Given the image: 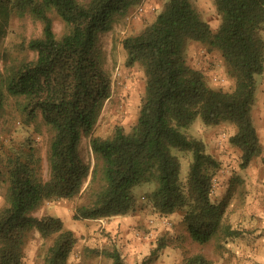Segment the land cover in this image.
Wrapping results in <instances>:
<instances>
[{
	"label": "trees",
	"instance_id": "16d2710c",
	"mask_svg": "<svg viewBox=\"0 0 264 264\" xmlns=\"http://www.w3.org/2000/svg\"><path fill=\"white\" fill-rule=\"evenodd\" d=\"M141 1L0 0V112L7 98H16L26 119L39 116L52 131L46 175L30 145L9 147L0 155V180L6 183L0 264L20 263L31 230L49 240L42 264H66L76 242L73 232L59 217L34 212L46 201L79 197L75 219L127 215L139 205L132 188L141 183L149 187L141 208L161 218L180 210L193 241L241 236L222 220L223 204L210 197L217 160L203 140L181 129L197 116L206 125L233 126L227 141L240 151V169L261 154L250 111L264 60V0H212L219 18L215 29L191 0H165L151 21L121 39L125 65L139 67L144 77L136 118L127 129L116 124L111 133L99 136L95 125L111 92L99 39ZM53 14L62 23L60 33ZM25 17L38 22L40 32L21 36L13 44L18 56L10 57L4 45L7 29L12 19ZM189 42L220 55L229 88L207 83L204 72L187 59ZM83 138L88 159L81 151ZM172 148L191 152L185 180L179 179L180 163ZM89 251L108 258L109 264H126L114 245ZM181 264L210 260L197 253Z\"/></svg>",
	"mask_w": 264,
	"mask_h": 264
},
{
	"label": "rangeland",
	"instance_id": "374dc122",
	"mask_svg": "<svg viewBox=\"0 0 264 264\" xmlns=\"http://www.w3.org/2000/svg\"><path fill=\"white\" fill-rule=\"evenodd\" d=\"M164 1L144 0L147 9L144 10L143 15L128 17L134 7L127 16L114 22L109 31L101 34L99 47L103 65L111 76V92L97 119L94 131L96 135L105 136L111 133L116 124L127 129L135 120L139 99L144 89V77L139 67L125 65V51L122 48L121 39L127 34L138 32L145 23L151 21L162 8ZM191 1L201 18L205 19L208 13H215L214 5L211 10L206 11L198 8L194 1ZM53 21L55 31L60 33L62 23L55 14H53ZM7 30L4 45L6 44L9 48V56L16 57L18 51L13 44L15 45L21 36L29 37L39 34L40 25L29 17L14 18ZM186 56L193 66L204 72L209 85L230 87L231 80L225 75L217 52H207L200 43L189 42ZM219 125L221 129L216 133H220L223 139L221 153L227 156L219 158V164L212 177L215 178V183L210 197L213 202L223 204L222 220L229 223L232 228L239 229L240 237L226 240L214 237L204 244L193 241L182 222L180 210L171 216L164 217L167 221L164 223L163 218L155 216L147 207L141 208L145 202L143 197L145 191L149 189L148 185L141 183L132 188V193L139 199L138 207L133 212L123 215V221L114 220L112 224H108L111 221L110 218L107 219L108 223L73 218L74 205L79 201V197L72 200L46 201L34 212L36 216L59 217L64 227L73 232L76 242L68 254L66 264H109L108 258L91 253L89 248H111L113 245L120 250L126 264H139L143 261L145 264H181L184 257L197 253L209 259L210 264H263L264 200H259L258 197H264V181L258 177L252 178L251 174L254 173L260 178L264 177V160L260 162L262 171L256 169L259 163L240 169L239 155L234 150L230 151V147L226 145L233 126L226 123ZM211 126L214 125L204 124L197 116L181 130L205 142L208 138L207 129ZM51 134V129L39 116L32 120L26 119L21 111L19 100L7 98L0 112V155H4L9 147L25 148L30 145L33 152L41 158L43 174L46 175L45 153ZM29 137L30 143H28ZM81 151L85 159L91 158L87 138L81 141ZM206 151H208L207 147ZM171 152L179 159V179L185 180L191 152L176 148H172ZM235 175L241 177L243 182L235 181L233 177ZM221 177H223L222 180ZM219 180L220 186L224 185L226 190L220 197L214 194ZM255 180L260 181L263 186L260 193L256 189ZM5 185L6 183L0 180V209L4 205ZM259 207H261L260 213ZM48 242L49 240L41 239L37 231H29L25 236L19 264H42V256ZM160 242L161 245L163 244L161 247H159ZM156 247L159 249L156 250Z\"/></svg>",
	"mask_w": 264,
	"mask_h": 264
},
{
	"label": "crops",
	"instance_id": "0c3cea01",
	"mask_svg": "<svg viewBox=\"0 0 264 264\" xmlns=\"http://www.w3.org/2000/svg\"><path fill=\"white\" fill-rule=\"evenodd\" d=\"M193 1L198 6V8L205 9L206 11L209 9L211 10L213 7L212 0H193ZM145 9H147V8H145ZM145 11H143V12H145ZM205 20L208 21V23L210 24L212 29H215L217 27V25L219 24V18L216 15V13H211V14L208 13L207 15H205ZM262 65H263L262 71L255 76L254 102L252 104L251 111H250L251 119H252L253 125L256 129V133H257L262 151H261V154L259 156L254 157L249 162L248 166L253 164V163L254 164L259 163V165L256 166V169L258 171L259 170L262 171L263 168H262V165H260L261 164L260 162L262 160H264V60H263ZM219 129H221L220 125H214V126H211L209 129H207L208 138H206L205 142H204L206 144L205 147H207L208 152L213 155V157L217 160L218 164H219V160H220L219 158L222 159L224 156H227V154L223 155L221 153V144H223L222 143L223 139H221L220 133H216ZM233 132H234V128L232 127L229 135L232 134ZM226 145L228 147H230V149H229L230 151L234 150L236 152V154L239 155L240 151L237 148H235V147L233 148V146H231L228 142ZM257 174L259 175V173H257ZM251 175H252V178H254V179L255 178L257 179V177H258L261 181H264L263 176H262L263 178H260L259 176L254 175V173H252ZM233 177H234L235 181L238 180L240 182L241 181L243 182L241 177H239L237 175H235ZM236 177H238V178H236ZM222 179H223V177H221V180ZM255 181H256L255 183L257 185L256 189L258 190V193L262 192V190H263L262 184L260 183V181H257V180H255ZM220 184H221V181L219 180V183L217 184V186L214 190V192H215L214 194L217 195L218 197L222 196L223 193L226 191L224 188V185L220 186ZM258 198H259V200H264V197H262V196H259ZM260 208L261 207H259V209H258L259 213L261 210ZM175 212H173V213H175ZM173 213L169 214V216L173 215ZM110 219H111V221H109V223H108V220L106 218L89 219V220L104 221V222H107L108 224H112L111 222L114 220L123 221L122 216H114V217H111Z\"/></svg>",
	"mask_w": 264,
	"mask_h": 264
},
{
	"label": "built area",
	"instance_id": "2783aa9c",
	"mask_svg": "<svg viewBox=\"0 0 264 264\" xmlns=\"http://www.w3.org/2000/svg\"><path fill=\"white\" fill-rule=\"evenodd\" d=\"M145 9V2L144 0H142L138 5L135 6V8L133 9V11H131V13L128 15V17H137L139 15H141L143 13ZM215 178H212V188L214 187V182ZM163 222L166 223V219L163 218Z\"/></svg>",
	"mask_w": 264,
	"mask_h": 264
}]
</instances>
